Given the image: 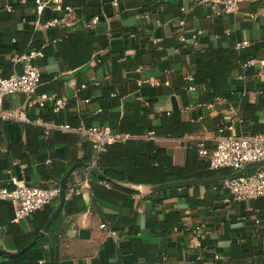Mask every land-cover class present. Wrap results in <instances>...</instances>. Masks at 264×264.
<instances>
[{
    "label": "crops",
    "instance_id": "1",
    "mask_svg": "<svg viewBox=\"0 0 264 264\" xmlns=\"http://www.w3.org/2000/svg\"><path fill=\"white\" fill-rule=\"evenodd\" d=\"M52 20L59 22L47 26ZM31 51L43 53L33 60L42 72L40 86L4 101L6 108H24L30 121L0 126V147L12 143L22 154L14 176L47 188L60 186L76 163L90 164L97 175L75 167L44 235L18 257L1 255L0 264H264V196L238 201L217 182L157 188L224 176L231 168L156 184L121 177L131 168L160 167V151L184 167L194 158L192 146L213 147L220 128L264 133V0L243 2L236 13L194 0H63L62 7L42 12L34 0H0V77L20 74L17 56ZM44 93L66 100L60 112L53 114V102L36 103ZM55 119L79 127L113 121L142 134L127 139L126 155L120 145L110 154L116 164L110 179L97 167L93 144L55 128ZM171 127L179 135H171ZM4 175L10 178L8 170ZM49 205L53 214L59 196ZM14 217V204L0 200V249L10 253L46 225L38 230L33 213L19 222Z\"/></svg>",
    "mask_w": 264,
    "mask_h": 264
},
{
    "label": "built area",
    "instance_id": "2",
    "mask_svg": "<svg viewBox=\"0 0 264 264\" xmlns=\"http://www.w3.org/2000/svg\"><path fill=\"white\" fill-rule=\"evenodd\" d=\"M23 2L26 0H22ZM38 12H42L47 6L62 7V0H34ZM199 3L209 5L213 10L226 13H236L240 10L243 2L250 0H194ZM118 2V0H115ZM11 9V6H8ZM68 12L72 11L67 6ZM59 20H52L47 26L58 23ZM96 20H94V23ZM183 24L184 21L180 20ZM180 39L185 41V37ZM248 44V42H244ZM42 51H31L22 56H17L18 61L23 62V71L20 74L10 77H0V122H19L27 123L30 121L24 108L11 109L4 105L5 98L16 94L26 93L33 94L36 92L41 83L42 72L38 65L34 63V58L42 56ZM253 61L247 63L252 65ZM151 82V80H146ZM189 89L196 90L197 86H190ZM47 102H53L55 111L60 110L66 103L63 98H56L54 94H41L36 103L44 107ZM212 107V103L208 104ZM63 131L75 132L83 138L90 141L96 151V159L100 154L107 151L110 144L126 141L131 138L130 134H122L112 130L107 125H94L91 127H72L68 124L54 126ZM227 128H220L216 136L213 147H207L205 142L198 143L199 156L207 160L211 169L231 168L238 170L249 162L264 159V133H252L245 135L226 134ZM231 129V127H230ZM0 151H6L5 147H0ZM9 180L13 181V186H0V200L11 201L15 206L14 221L19 222L21 219L30 216L33 212L42 209L51 204L59 196V186L40 187L27 185L17 181L11 169ZM222 189L228 190L238 201L250 200L264 196V167L254 173L246 174L242 177L230 179L221 182ZM101 228L106 229L110 236L116 237V232L106 223L101 224ZM200 227H196L194 232H199Z\"/></svg>",
    "mask_w": 264,
    "mask_h": 264
},
{
    "label": "trees",
    "instance_id": "3",
    "mask_svg": "<svg viewBox=\"0 0 264 264\" xmlns=\"http://www.w3.org/2000/svg\"><path fill=\"white\" fill-rule=\"evenodd\" d=\"M63 1V0H62ZM248 63V62H247ZM246 65V64H245ZM247 67V66H246ZM10 77V76H9ZM112 91V87L108 88V91L106 92V99L109 100L108 95H110ZM115 93V92H114ZM117 95V94H115ZM114 95V96H115ZM113 104L116 103V99L113 101H109L108 103H104L103 108L107 107V104ZM54 111L53 114H56L59 111H55L53 107H51V111ZM52 116V115H50ZM52 118V117H51ZM43 119H50L49 115L44 117ZM10 122H0V126L3 128L6 127V125ZM63 124H68L72 127H79L76 123H73L71 121L69 122H60L57 119L54 120V125L59 126ZM25 125V124H24ZM102 125V124H100ZM106 125V124H105ZM94 126V125H92ZM114 130L115 132H119L122 134H130L131 136L137 135V134H142V132H137L136 130L133 129H128L127 127L120 128L117 126V124L113 121L110 122L108 125ZM91 127V126H88ZM171 135H179V133H175V129L171 127ZM186 127L183 125V129H181V132L184 133L186 132ZM157 132V131H155ZM2 140L0 141V143ZM128 140L126 141H121V142H116L113 144H110L107 147V151L100 154L98 160H97V167L99 171L103 169V173L106 175L107 178H114L115 174L112 171V167L116 165L115 163L112 164V159H110V154L113 153V150L118 146H122L124 150H121V154L126 155V147L128 144ZM2 144V143H1ZM6 148V151H4V154L0 152V182L2 181H7L9 177L4 175L5 170L11 169L13 172L15 170V165L16 161L18 159H22V154L21 152H18L16 149L13 148L12 143H3ZM192 152L194 153V158L191 160V155L188 156V161L184 167H176L172 164L171 158L169 154H165L164 151L161 152V166L160 167H155L151 168L148 170L142 171L141 169H136V168H131L123 172V176H121L123 179H128L130 181H135L136 183H151V184H156V183H164V182H171V181H177V180H185V179H190V178H206V177H213L217 175H223L227 174L230 172V169H219V170H213L210 169V164L207 160L201 158L199 159V153H198V143L192 146L191 148ZM2 154V155H1ZM134 154L136 157L140 154V151H134ZM163 154L165 155V161L163 163ZM153 158H158L157 155L153 156ZM133 161L129 157L126 156L125 161ZM134 162V161H133ZM136 164V162H134ZM254 173V172H252ZM251 174V173H249ZM217 187H222L221 183L215 184ZM9 187H12L10 184H8ZM53 208L52 206L48 205L45 206V208L42 211H35L33 212V215L36 216V219H39V225H38V230L41 229L44 224L46 223L47 219L49 216L52 214Z\"/></svg>",
    "mask_w": 264,
    "mask_h": 264
},
{
    "label": "water",
    "instance_id": "4",
    "mask_svg": "<svg viewBox=\"0 0 264 264\" xmlns=\"http://www.w3.org/2000/svg\"><path fill=\"white\" fill-rule=\"evenodd\" d=\"M78 166H83L85 168H90V171L94 175H97V173L94 171V169L90 167V164L76 163L73 167H71L69 169L68 173L61 180V183H60V186H59V205L55 209L54 213L52 214V216L50 217L48 222L46 223V225L44 227V230L41 231L39 236H37L29 245L25 246L19 252L10 253V252H7L5 250L0 249V256L1 255H7V256H11V257H18L22 253H24L28 248H30L33 244H35L36 241L40 237H42L44 235L45 231L48 229V227L50 226L51 222L54 220V218L59 213L60 209L62 208V206L64 204V201H65L66 195H67L68 183L74 177L72 172H73L74 168L78 167ZM263 167H264V159L263 160H259V161L249 162V163L245 164L242 168H240L238 170H233L230 174H227V175H224V176L210 178V179L187 180V181H181V182L168 183V184H165V185H162V186H158L157 188L158 189H164V188H169V187H174V186L175 187H180V186H186V185H191V184H195V183H209V182L221 183V182L226 181V180L242 177V176L248 174L252 170H255V169L258 170V169H261ZM16 172H17V175H18V179L21 180L22 178H21V172H20L19 166H16ZM12 183H13L12 180H7V181H4V182H0V186L1 185L12 184Z\"/></svg>",
    "mask_w": 264,
    "mask_h": 264
}]
</instances>
